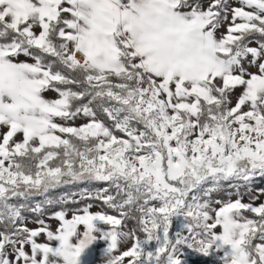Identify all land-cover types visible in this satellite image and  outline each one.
<instances>
[{
  "label": "snow or ice",
  "instance_id": "1",
  "mask_svg": "<svg viewBox=\"0 0 264 264\" xmlns=\"http://www.w3.org/2000/svg\"><path fill=\"white\" fill-rule=\"evenodd\" d=\"M94 253L264 264V0H0V264Z\"/></svg>",
  "mask_w": 264,
  "mask_h": 264
},
{
  "label": "rangeland",
  "instance_id": "2",
  "mask_svg": "<svg viewBox=\"0 0 264 264\" xmlns=\"http://www.w3.org/2000/svg\"><path fill=\"white\" fill-rule=\"evenodd\" d=\"M245 202H248V201L246 200ZM91 211L96 212V211H100V209L97 208V207H93V209H91ZM52 224H53V227H55V222H52ZM29 226L30 227H34L35 225H29ZM94 257L96 259V264H101V257H100V255L98 253H94ZM191 257H196V258H199V259H202L203 260V258H201V257H197L195 255H192V256L189 257V264H195V263H193V261L190 260Z\"/></svg>",
  "mask_w": 264,
  "mask_h": 264
},
{
  "label": "trees",
  "instance_id": "3",
  "mask_svg": "<svg viewBox=\"0 0 264 264\" xmlns=\"http://www.w3.org/2000/svg\"><path fill=\"white\" fill-rule=\"evenodd\" d=\"M60 191H63V190H60ZM190 260L193 261V263L195 264H212V261L209 258H203L202 260L196 257H191Z\"/></svg>",
  "mask_w": 264,
  "mask_h": 264
}]
</instances>
